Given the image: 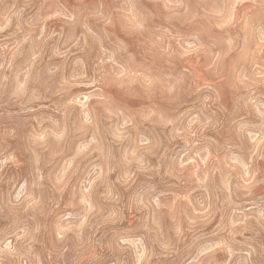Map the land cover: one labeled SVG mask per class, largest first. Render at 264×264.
Segmentation results:
<instances>
[{
    "label": "rangeland",
    "instance_id": "rangeland-1",
    "mask_svg": "<svg viewBox=\"0 0 264 264\" xmlns=\"http://www.w3.org/2000/svg\"><path fill=\"white\" fill-rule=\"evenodd\" d=\"M128 3L86 33L79 0H0V246L264 264V0Z\"/></svg>",
    "mask_w": 264,
    "mask_h": 264
},
{
    "label": "clouds",
    "instance_id": "clouds-1",
    "mask_svg": "<svg viewBox=\"0 0 264 264\" xmlns=\"http://www.w3.org/2000/svg\"><path fill=\"white\" fill-rule=\"evenodd\" d=\"M79 3L85 10L81 23L86 33L92 32L87 24L92 19H98L109 27L123 25L129 20V16L126 14L127 9L130 7L128 0H79ZM135 35V33H132V39H135ZM101 52L103 53V49H101ZM106 63L107 61L101 57L94 69V79L102 87H108L110 83H114L117 76V69L112 67L105 68ZM132 99L133 101H139L142 97H134ZM117 102L125 105L132 101L128 99L127 93L122 91L117 94ZM261 116L264 117V112L261 113ZM261 128L264 129V123H262ZM6 239L8 238L0 239V245H3ZM25 248V241L19 237H16L10 246H0V264H30V261L26 259Z\"/></svg>",
    "mask_w": 264,
    "mask_h": 264
}]
</instances>
